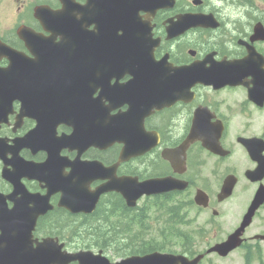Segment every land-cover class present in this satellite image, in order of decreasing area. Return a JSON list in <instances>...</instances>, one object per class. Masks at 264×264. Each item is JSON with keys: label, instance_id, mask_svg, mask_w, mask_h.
<instances>
[{"label": "flooded vegetation", "instance_id": "obj_1", "mask_svg": "<svg viewBox=\"0 0 264 264\" xmlns=\"http://www.w3.org/2000/svg\"><path fill=\"white\" fill-rule=\"evenodd\" d=\"M0 4L10 21L0 30V40L27 60L12 63L0 57L3 70L17 65L22 85L16 96L5 95L13 100L3 104L9 113L0 124L1 138L11 141L37 130L38 149H50L54 165L61 164L55 172L77 183L83 162L117 163L122 130L146 140L145 130L157 136L150 138L152 147L119 165L117 177L186 180L190 195L207 194L208 206L198 209L211 216L212 224L231 209L243 218L264 186V175L254 181L247 177L264 167V0ZM21 27L29 30L19 32ZM193 128L186 170L177 173L163 152L182 145ZM111 131L116 141L105 145L104 133ZM21 154L35 162L48 159L42 150ZM228 177H235V187L231 197L221 200ZM103 183L93 181L89 189ZM26 184L33 194L48 192L38 182ZM11 191L0 176V193L4 197ZM111 195L118 194L104 197ZM59 198V193L51 195L54 208ZM232 200H237L234 208ZM14 205L5 202L6 209ZM49 213L41 222L52 229L55 210ZM10 242L20 243L12 231L0 229L2 264L18 257L19 247H8Z\"/></svg>", "mask_w": 264, "mask_h": 264}, {"label": "trees", "instance_id": "obj_2", "mask_svg": "<svg viewBox=\"0 0 264 264\" xmlns=\"http://www.w3.org/2000/svg\"><path fill=\"white\" fill-rule=\"evenodd\" d=\"M146 202L141 207L128 208L115 197L109 206L101 204L91 216L79 219L58 212L51 223L57 225V236L73 249L111 250L117 257L175 251L180 247L186 252L194 251L192 236L182 230L187 223L185 209L191 203L174 194ZM250 262L247 255L246 264Z\"/></svg>", "mask_w": 264, "mask_h": 264}, {"label": "water", "instance_id": "obj_3", "mask_svg": "<svg viewBox=\"0 0 264 264\" xmlns=\"http://www.w3.org/2000/svg\"><path fill=\"white\" fill-rule=\"evenodd\" d=\"M15 58H17L14 55ZM2 71L0 70V95L4 93V86L2 84ZM192 74V72L184 73V76H188ZM203 78V73L201 74ZM129 119H127L128 121ZM121 136L125 137V141L127 142L126 148L123 151V159H127V155L133 150L129 147L133 141H136L137 144H140L139 138L134 140V133H130L128 131H121ZM195 138L194 131L191 132L189 139L186 143H190ZM130 140V141H129ZM130 142V143H129ZM186 145L184 147H186ZM138 150L141 147L137 148ZM134 153L136 150H133ZM139 152V151H137ZM34 170V172H32ZM24 171L29 173H35V168L26 167ZM12 183H15L13 179H9ZM187 187L185 183L180 181H176L173 179H153L145 182H138L136 179L131 178H121L111 180L108 184H106L103 192L116 190L120 192L123 197L126 199V202L129 206H135L137 200L142 197L144 194L152 195L158 193L169 192L173 190H183ZM19 190L22 189L20 186ZM262 192V191H261ZM259 192L254 202L251 205V208L248 214L245 216L244 222L240 229H238L233 235H231L228 240L223 244H218L211 248L209 252H218L219 254L225 256L233 249L240 246L243 242L241 239L242 234L244 233L247 226L250 225L252 218L255 214V211L258 207L263 203L264 193ZM230 192H228L229 195ZM99 194L96 193V196L92 198H78L76 196L68 197L66 195L62 196L61 202L59 206L66 207L73 213L79 212H91L98 200ZM40 202V206L37 207V210L33 212V218L30 217L31 211L25 209L26 201L23 199H19L18 208L8 210L5 206H0V229H7L12 231L16 238L20 241V243L10 242L8 247L18 246L21 248H33V244L23 243L21 242L25 237V232H27L28 237H30V233L34 229L36 220L39 216L44 215L49 207L43 206V198L37 199ZM264 239V237H261ZM63 244L58 243V241L54 240H44L42 243H39L36 247V250H29L27 253L21 254L20 257L16 258V263H13L14 260L10 259L9 264H199L200 260L203 256H198L192 260L188 259L182 255H173V254H162L159 252L152 253L145 256H132L126 258L118 263H111L106 257L102 255V252L99 254H94L91 251H80L77 253H68L67 251H63ZM1 258V257H0ZM2 259V258H1ZM3 261V260H2ZM0 264H2L0 262Z\"/></svg>", "mask_w": 264, "mask_h": 264}, {"label": "rangeland", "instance_id": "obj_4", "mask_svg": "<svg viewBox=\"0 0 264 264\" xmlns=\"http://www.w3.org/2000/svg\"><path fill=\"white\" fill-rule=\"evenodd\" d=\"M3 4H0V30L5 27L6 25H10V21L4 19L3 12H2ZM8 19H11L9 17ZM233 203H236V200H232ZM141 204L143 203L142 201L140 202ZM236 204H233L232 206L235 207ZM191 216L194 217L197 220L198 213L194 210H191ZM239 217L237 213L230 214L228 216V220L230 223L222 226V228L218 231H210L208 235H212L215 237L214 239L210 240V244H213L221 239H223L228 232L231 231V228L234 225V222L236 219ZM207 218V215L200 216L199 219L196 221L197 224L195 226H205L204 220ZM262 233L264 234V211H262L257 218L254 220L252 226H250L248 236H254L255 234ZM260 247L263 250V259H264V242L258 243ZM207 245L204 243H201L198 245L199 250H204L206 249ZM245 249L241 248L239 250L234 251L231 253L228 257L226 258H220L218 256H210L207 259H205L202 264H244V257H245ZM109 257L111 256L110 254H107ZM252 264H259L258 260H254Z\"/></svg>", "mask_w": 264, "mask_h": 264}]
</instances>
